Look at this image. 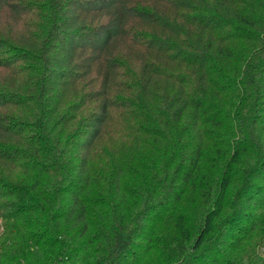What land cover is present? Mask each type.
Here are the masks:
<instances>
[{
    "label": "trees",
    "instance_id": "trees-1",
    "mask_svg": "<svg viewBox=\"0 0 264 264\" xmlns=\"http://www.w3.org/2000/svg\"><path fill=\"white\" fill-rule=\"evenodd\" d=\"M0 264H264V0H0Z\"/></svg>",
    "mask_w": 264,
    "mask_h": 264
}]
</instances>
